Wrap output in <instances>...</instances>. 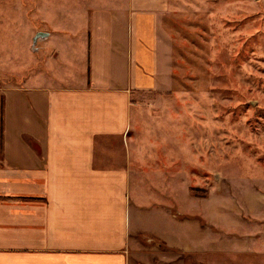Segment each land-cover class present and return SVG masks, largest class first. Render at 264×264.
<instances>
[{"label": "crops", "instance_id": "crops-1", "mask_svg": "<svg viewBox=\"0 0 264 264\" xmlns=\"http://www.w3.org/2000/svg\"><path fill=\"white\" fill-rule=\"evenodd\" d=\"M165 9L84 0L64 23L62 0H0V264H204L213 196L131 136L165 80Z\"/></svg>", "mask_w": 264, "mask_h": 264}, {"label": "rangeland", "instance_id": "rangeland-1", "mask_svg": "<svg viewBox=\"0 0 264 264\" xmlns=\"http://www.w3.org/2000/svg\"><path fill=\"white\" fill-rule=\"evenodd\" d=\"M164 1L165 80L135 100L131 136L176 189L184 174L213 196L201 205L204 264H264V0ZM83 5L62 0L64 23Z\"/></svg>", "mask_w": 264, "mask_h": 264}, {"label": "water", "instance_id": "water-1", "mask_svg": "<svg viewBox=\"0 0 264 264\" xmlns=\"http://www.w3.org/2000/svg\"><path fill=\"white\" fill-rule=\"evenodd\" d=\"M46 37H47V35H45V34H39V35H37V37H36V39L34 41V44L36 45L40 39H44Z\"/></svg>", "mask_w": 264, "mask_h": 264}]
</instances>
